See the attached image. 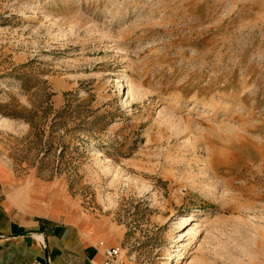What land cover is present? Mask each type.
<instances>
[{
  "label": "rangeland",
  "instance_id": "374dc122",
  "mask_svg": "<svg viewBox=\"0 0 264 264\" xmlns=\"http://www.w3.org/2000/svg\"><path fill=\"white\" fill-rule=\"evenodd\" d=\"M0 159L135 264H264V0H0Z\"/></svg>",
  "mask_w": 264,
  "mask_h": 264
},
{
  "label": "crops",
  "instance_id": "0c3cea01",
  "mask_svg": "<svg viewBox=\"0 0 264 264\" xmlns=\"http://www.w3.org/2000/svg\"><path fill=\"white\" fill-rule=\"evenodd\" d=\"M0 162L12 174L7 182L0 170V264H104L106 247H122L124 235L65 208L57 190L39 187L34 201L13 194L14 174Z\"/></svg>",
  "mask_w": 264,
  "mask_h": 264
},
{
  "label": "built area",
  "instance_id": "2783aa9c",
  "mask_svg": "<svg viewBox=\"0 0 264 264\" xmlns=\"http://www.w3.org/2000/svg\"><path fill=\"white\" fill-rule=\"evenodd\" d=\"M104 255V264H127V260L131 258L126 255L120 246L106 247Z\"/></svg>",
  "mask_w": 264,
  "mask_h": 264
}]
</instances>
